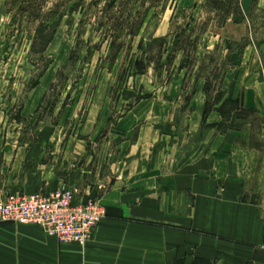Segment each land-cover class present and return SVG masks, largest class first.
Returning a JSON list of instances; mask_svg holds the SVG:
<instances>
[{"label": "rangeland", "instance_id": "374dc122", "mask_svg": "<svg viewBox=\"0 0 264 264\" xmlns=\"http://www.w3.org/2000/svg\"><path fill=\"white\" fill-rule=\"evenodd\" d=\"M256 1L0 0L1 186L16 184L12 195L65 188L75 204L107 211L111 186L155 193L210 130L251 127L264 153ZM106 215L86 220L80 245Z\"/></svg>", "mask_w": 264, "mask_h": 264}, {"label": "crops", "instance_id": "0c3cea01", "mask_svg": "<svg viewBox=\"0 0 264 264\" xmlns=\"http://www.w3.org/2000/svg\"><path fill=\"white\" fill-rule=\"evenodd\" d=\"M250 98L246 90L247 106ZM251 137V127L210 130L150 195L114 184L107 195L115 198L85 246L35 224L0 223V264H264V153ZM14 189L0 184V201ZM186 196L189 207L178 206Z\"/></svg>", "mask_w": 264, "mask_h": 264}, {"label": "built area", "instance_id": "2783aa9c", "mask_svg": "<svg viewBox=\"0 0 264 264\" xmlns=\"http://www.w3.org/2000/svg\"><path fill=\"white\" fill-rule=\"evenodd\" d=\"M73 213L79 214L77 228H74L73 219L69 218ZM101 215H106L103 207L97 204H75L72 194L65 188L49 194L36 192L12 195L0 202V223L26 221L38 225L62 242L84 244L89 238L84 235H89L90 231L86 220H98Z\"/></svg>", "mask_w": 264, "mask_h": 264}, {"label": "trees", "instance_id": "16d2710c", "mask_svg": "<svg viewBox=\"0 0 264 264\" xmlns=\"http://www.w3.org/2000/svg\"><path fill=\"white\" fill-rule=\"evenodd\" d=\"M256 1V0H255ZM256 3H258L257 1H256ZM56 32V28L54 27V29L52 30V32L48 35L49 37H48V39L46 40V42H45V48L48 46V44L52 41V39L54 38L53 37V35H54V33ZM115 44V43H114ZM117 44V43H116ZM49 62L50 61H48L47 63H46V65H45V69L47 68V65H49ZM139 65H142V63H139ZM43 73H44V70H42L37 76H36V78L31 82V84H30V87L31 88H34V87H36L37 85H39V83H40V81H41V77L43 76ZM230 103V101H227V103ZM208 107L206 108V110H205V115L208 113ZM17 118L18 119H20L21 118V115H19V116H17ZM17 119V120H18ZM193 264H210V262L209 261H207V260H204V259H197V260H195L194 262H193Z\"/></svg>", "mask_w": 264, "mask_h": 264}, {"label": "bare ground", "instance_id": "6f19581e", "mask_svg": "<svg viewBox=\"0 0 264 264\" xmlns=\"http://www.w3.org/2000/svg\"><path fill=\"white\" fill-rule=\"evenodd\" d=\"M0 202H3V201H0ZM11 223H16V222H11ZM23 223H28V222L25 221V222H23Z\"/></svg>", "mask_w": 264, "mask_h": 264}]
</instances>
